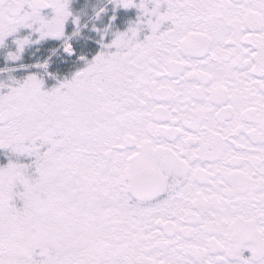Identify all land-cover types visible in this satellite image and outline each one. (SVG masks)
I'll list each match as a JSON object with an SVG mask.
<instances>
[{"label": "snow or ice", "instance_id": "snow-or-ice-1", "mask_svg": "<svg viewBox=\"0 0 264 264\" xmlns=\"http://www.w3.org/2000/svg\"><path fill=\"white\" fill-rule=\"evenodd\" d=\"M0 264H264V0H0Z\"/></svg>", "mask_w": 264, "mask_h": 264}]
</instances>
